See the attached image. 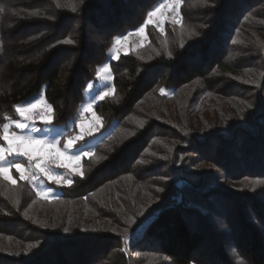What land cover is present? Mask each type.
I'll return each mask as SVG.
<instances>
[{
  "label": "trees",
  "instance_id": "obj_1",
  "mask_svg": "<svg viewBox=\"0 0 264 264\" xmlns=\"http://www.w3.org/2000/svg\"><path fill=\"white\" fill-rule=\"evenodd\" d=\"M157 2L84 0L72 12L55 0H0L20 12L0 15V124L43 86L53 122H66L97 68L110 61L113 37L135 31ZM263 6L264 0H184L183 28L167 22L162 33L150 25L145 46L111 60L114 96L95 110L103 130L117 124L83 159L84 176L49 200L18 177V187L0 180V264H138V249L172 264H264V183L236 184L264 181V76L259 86L241 76L252 68L264 72L258 44L264 23L257 21L264 20ZM36 10L43 15H27ZM67 38L75 43H57ZM160 88L174 94L161 95ZM191 91L242 99L251 109L221 125L215 119L204 133L187 132L163 109ZM163 137L184 144L155 147ZM201 162L215 167L193 169ZM139 190L141 208L138 198L134 203ZM125 228L134 236L123 253Z\"/></svg>",
  "mask_w": 264,
  "mask_h": 264
},
{
  "label": "snow or ice",
  "instance_id": "obj_2",
  "mask_svg": "<svg viewBox=\"0 0 264 264\" xmlns=\"http://www.w3.org/2000/svg\"><path fill=\"white\" fill-rule=\"evenodd\" d=\"M84 0H67L66 3H61L60 0H55L57 8L69 7L72 12L78 11V4H82ZM206 2V0H205ZM184 3V0H158V3L151 8L146 13V18L137 29H135V34L138 36H144L145 27L151 23H154L153 17H157L155 23L160 27V31L164 32V21L168 18V13H171L172 23L174 25H181L183 28V16L181 13V7ZM6 11H11L13 15H20L19 11L7 8L5 5L0 4V15L4 14ZM159 14V15H158ZM28 16L36 17L41 16L43 13L39 10L32 11L27 14ZM53 19L54 17H48ZM43 35V33H41ZM133 35L132 32L127 33L126 35L116 36L112 39V44L110 51L113 53V59H118L120 48L119 46L128 41L129 36ZM35 40L37 37H31ZM144 39H147L145 36ZM61 44H73L75 41L71 38L64 39L62 41H57ZM165 41V45H166ZM233 43L237 41L233 40ZM258 44L264 49V41H258ZM143 42L137 44V47H142ZM183 46V45H181ZM159 54V53H157ZM168 55L171 56V52H168ZM96 76L98 78H103L105 80H112V72L109 64H104L102 67L97 68ZM260 76H264V72L260 73ZM200 81H193L194 84H198ZM245 83H255L254 80H247ZM187 87V85L185 86ZM93 84L88 83L87 89H92ZM161 95H169L170 93L165 88H160ZM115 89L114 87H106L104 91H100L98 95H95L92 100L82 105L79 110V116L76 121V124L80 128V133L78 135L68 134L66 141L61 145V140H47V139H38L31 134H27L25 130H35V121L41 120L44 123H51L54 118V107L51 103L48 102L46 96L43 94H38L34 98H30L28 101L16 103L13 105L15 113L18 115V119H13L8 113L3 114L4 122L0 124V180L7 181L9 185L18 187L17 180L14 179L10 173L13 169L19 173V180L25 181L33 187H35V181L40 177H44L47 181H51L56 185H72L73 180L71 174L68 176H63L61 173L56 171V169L68 168L69 166L63 162L62 158H67L69 161H75L77 167L72 170V172L81 177L84 176V172L80 170V159L82 156H92L91 152H84L83 149H78L77 154L74 156H68V152L72 149L78 141H82L85 136H90L94 131H98L102 126V117L97 116L95 112L92 113L94 117L92 122V127L88 130L84 129L83 121L86 118L85 112L91 110L93 106L98 102L104 100L106 97L114 96ZM251 107V105H249ZM139 127L143 128L144 123L139 122ZM19 131H15L12 129ZM135 135V133H130ZM38 146V147H36ZM155 155V153H153ZM24 157L26 158L27 164L25 165L22 162H16L14 160H9V157ZM166 159V157H161ZM144 163V161H139ZM131 178V177H129ZM254 183H264V181H257ZM158 191H163V189H158ZM35 194L38 198L43 200L58 199V197L53 196V190L49 188H36ZM86 199V198H85ZM12 202L14 205L20 203L19 193H14L12 197ZM35 203V201H33ZM31 205H29V208ZM142 214V213H141ZM24 215L27 217L28 212L25 211ZM34 223L36 221H33ZM127 223L135 224L136 221L134 218H130ZM65 232H68L69 229L65 228ZM128 228L124 229V239L127 241ZM28 249L35 247L33 244H29ZM18 254V253H17Z\"/></svg>",
  "mask_w": 264,
  "mask_h": 264
},
{
  "label": "rangeland",
  "instance_id": "obj_3",
  "mask_svg": "<svg viewBox=\"0 0 264 264\" xmlns=\"http://www.w3.org/2000/svg\"><path fill=\"white\" fill-rule=\"evenodd\" d=\"M263 8H264V6H263ZM167 15H168V18L164 21V26L167 22H172L171 13L169 12ZM153 20H154V23H151L145 27L144 36L136 35L135 31H128V32L122 34V35H126L129 32L133 33V35L129 36L127 42H125L124 44L119 46L120 51H119L118 59L122 54H127L131 51H136L139 48H141V47H137V44H140L141 42H143V46H145L148 43V34H147V27L148 26L152 25V26H155L156 28H158L160 30V27L158 26V24L155 23V21L157 20V17H153ZM257 21L260 22V24L264 23V20H261V19H257ZM263 27H264V25L260 28L264 29ZM122 35H119V36H122ZM145 36L147 37V39H144ZM258 38L264 39V33L261 34V36H259ZM110 53H111L110 54V61L106 62L107 64H109V66H110L111 60H113V61L118 60V59H113L112 58L113 53L112 52H110ZM106 63H104V64H106ZM104 64L100 65L99 67H102ZM110 69H111V66H110ZM260 73L261 72H258L257 69L255 70V68H252V70H249V72L247 74L243 73L245 75L242 74L241 76L245 81L254 80L255 83H253V84L259 86L260 80L258 77H262V76H260ZM248 75H249V77H248ZM236 78L239 80L242 79L239 77H236ZM89 82H91L93 84V88L87 89V87H86L82 101L80 102L75 113L72 114L67 119L66 122H64L62 124H55L53 122V120L51 123H44L41 120H37V121H35V128L39 129V131L25 130L26 133L31 134L32 136H34L38 139H47L49 141L53 140V139L61 140L62 143H61V145H58L59 147L63 146V142L66 141L68 134L78 135L80 133V128L76 124V121L78 119L79 110L81 109L82 105L89 102L90 100H92V98L95 95H98V93L100 91H104L106 89V87H113V85H112L113 79L109 81V80H105L103 78H98L96 76V79L91 80ZM249 84L253 85L252 83H249ZM167 91L170 93L168 96H171L174 94L173 88L169 89ZM38 94L45 95V86H43L39 91L34 93L32 96H30L26 100H23L22 102L28 101L30 98H34ZM189 94L191 96H189ZM176 95L177 96H175V97H171L170 101L164 107L163 113L168 114V115L171 114L172 117H174L173 115L177 116V118L180 119L179 120L181 123L180 125L183 126V124H184L183 129L185 131L192 129V131L193 130L194 131H201V133H204L205 131H207L212 126L215 119H216V124L221 125L224 121V117H226L225 119H229V116L233 115V113L239 114L240 112L247 111V109H251V107H249L250 104L247 101H242V99H239V101H237L236 99H232V98L230 99V98L211 95V94H209V95L203 94L200 96V95H195L193 93V91H191L190 93H186L185 97H183L181 92L179 94H176ZM191 97L193 100H190ZM192 101H194V102H192ZM99 102L100 101H98L93 106V108L91 110L85 112L86 118L83 121V126H84L85 130H88L89 128L92 127V122L94 119V117L92 116V113L95 112L96 115L99 116L95 110V106ZM144 109H149V105L145 104ZM218 112L220 113V116H219V114H217ZM18 118L19 117L17 114H16V116L13 117V119H18ZM116 124H117V122H116V120H114L112 125L109 128L103 130L102 126H101L98 131H94L90 136H85V138L82 141H78L76 143V145L72 149L69 150L68 156L76 155L78 149H83L84 152H91L92 153L93 150L95 149V147L107 135L112 133ZM12 130L19 131V130H16L14 128ZM180 143L184 144L183 142H180L179 140H177V141L167 140L166 137H163V138H158V141L156 142L155 147L163 148V146H165V145H174V147H175L176 145H179ZM36 147H38V146H36ZM186 155L188 156L190 154L187 153ZM85 157H88V156H82L80 159V162H79L81 171H82V161ZM188 157H191V156H188ZM62 159H63V162L66 165H68L69 167L63 168V169H56V171L61 173L63 176H68L71 174V178H73L76 174H74L72 172V170L77 167L76 162L75 161H69L67 158H62ZM9 160H14L16 162H22L25 165L27 164L26 158H24V157L13 156V157H9ZM214 167L215 166L210 164V163L201 162L200 164H194L193 169H200V170L205 169V170L209 171L211 169H214ZM10 175L16 180H17V177L19 178V173H17L15 171V169H13L11 171ZM257 181H260V180L252 179V178H249V179L244 178L243 180L236 182V184L239 186H242L244 184L252 185L253 188H256L258 186L263 185L262 183H254ZM34 183H35V189L36 188L43 189V188H49L50 187L53 190V196L54 197H58L61 195V189L59 187L63 186V185H56V184L52 183L51 181H47L44 177H40ZM139 191L136 194L134 203L136 205V199L138 198V205H139L138 208H141V205H144L143 203H145V201H144V199H141L142 198V195H141L142 191H140V192ZM147 205H149V204H145V206H147ZM127 236H128V239H127V241H125L124 235H123V244L124 245L122 246V249H121V251L123 253L127 252L126 242H129L130 239H132L134 236L131 230L128 231ZM133 254L135 255L134 261H137L138 264H172L170 261L167 260V258L164 255H162L159 252H154L152 250H140V249H138ZM193 264H202V262L201 261H194Z\"/></svg>",
  "mask_w": 264,
  "mask_h": 264
}]
</instances>
